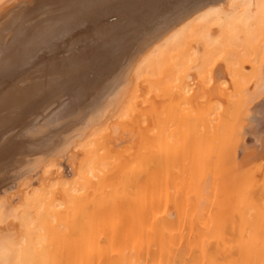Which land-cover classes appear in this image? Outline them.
I'll use <instances>...</instances> for the list:
<instances>
[{
	"label": "bare ground",
	"instance_id": "6f19581e",
	"mask_svg": "<svg viewBox=\"0 0 264 264\" xmlns=\"http://www.w3.org/2000/svg\"><path fill=\"white\" fill-rule=\"evenodd\" d=\"M24 1L0 0V16ZM31 1L5 21L15 22V34L0 57V80L16 64L26 75L0 98V118L16 121L0 131L3 142L18 143L31 128L35 112L26 104L81 81L83 70L107 72L114 64L116 5L141 2L144 10L156 0ZM102 22L69 46L75 52L33 61L48 57L55 36L70 27ZM156 32L120 55L116 69L128 65V53L138 57L125 96L109 100L112 113L100 112L102 122L75 138L57 136L79 155L76 163L69 156L70 171L53 153L52 135L50 144L14 143L23 151L37 146L20 154L27 159L39 150L48 156L36 182L28 171L9 190L2 182L0 264H264V0H197ZM92 72L85 80L101 88ZM68 120L58 128L72 126Z\"/></svg>",
	"mask_w": 264,
	"mask_h": 264
},
{
	"label": "rangeland",
	"instance_id": "374dc122",
	"mask_svg": "<svg viewBox=\"0 0 264 264\" xmlns=\"http://www.w3.org/2000/svg\"><path fill=\"white\" fill-rule=\"evenodd\" d=\"M25 1L23 2L24 4L22 3L23 5L16 6L13 9L20 8V7H26L28 2H30L31 0H28L27 2H25ZM156 1L159 2V0H156ZM156 1H154L152 4L146 3L144 6V10H141V5H140L141 2L138 3L139 7H137V4L133 7L129 6V8L126 6L116 5L117 7L115 6L116 8L113 10L114 12H111L112 16L110 18V19H112L110 21L114 22V25L116 26V27H114L113 32H112V38L114 39V42L112 40L113 45H114V43H116L113 47V52L111 53V61H113L114 64L111 66L112 68L111 67L108 68L107 72L103 71V70L100 71L102 73L104 72L105 74H101L98 71L99 68L97 69V71L96 70H90V69L85 70L86 72L90 70V71H93L94 73H96L94 75L99 76L98 80H100V82L102 81L101 85H103V86L101 88L100 87L97 88V86H96L97 83H95L94 85L90 84L88 82L89 76L87 75L90 73V71H89V73L88 72L86 73L83 70V72L85 73V75H84L85 78H86V76H88V77L86 80H85V78H83L84 79L83 80L82 79L83 75H81V78H77V80L82 79L81 81H77L78 84H76L77 83L76 80L74 81V82H76V83H74L75 87L77 85L78 88L73 87L74 84L71 85L70 83H68L69 85H67L65 89L63 88L64 90H62V88H52L48 91H45L43 93V96L39 100L36 99V100H34V102H31V104H29V105L26 104L27 110L29 112L30 111L35 112L34 117H33L34 119L32 120L33 122L31 124V128H30V126H28L26 129H24L25 132H23V131L21 132L18 140L14 139L13 141H15V140L18 141V143H20V146L22 145L24 148L27 145V143L25 145V142H28V145L30 144L29 147L31 148V146H32L31 143H34L35 141L40 144V143H42L41 140H43V142L45 140L46 142L49 141L48 143L50 144V142H51L50 137L52 135L51 138L54 139V143L51 142L53 144L52 146H54L52 148H54V151L56 149V151L53 153H56L57 157H58V155H61V157H62L61 161H63L65 163V166L70 171L71 170L70 167H71L72 163L69 161V156L71 155L72 160L74 161V163H76V162H79V155L77 154V152H73L70 154V150L72 149V146H67V144H68L67 141L66 142L64 141L65 143L63 142L62 145L59 144V142H57V140H58L57 136L64 135L62 137L69 140L68 136H71V137L74 136V138H75L77 135H79L83 132V130L89 125V123L95 122L96 125L100 124L102 121L99 119L101 117L105 118L106 115L101 116V117L97 116V115H99V114L103 115V113L105 111H108V109H111V110L108 112H105L104 114L110 113L112 111V107L109 108V106H112L110 104V101H111V103L113 101L116 102V99L120 95L123 94L125 96L126 92L128 91V89L131 86V83L133 81V78L129 75H130L131 69L133 67V64L135 63L138 56L135 57V55L133 53H128L132 56L134 55L133 56L134 58L132 56H130L127 66H124V67L120 66L123 69H121L120 67H118V69H116V67L118 66L117 61H119L120 55L125 54L126 50L128 48H131L132 46H136V48H138V47H141L139 45H142L144 42H145V44H147L146 42L150 41V38L153 37L155 35V33H157L156 31L161 30L163 26L168 24L174 18L180 17L181 15L184 16L189 10H191V8H193L196 5V2H197V0H170L171 6L167 5V6L161 7V4L158 5V3H155ZM178 6L180 8H178ZM145 8H148L149 10H147ZM13 9H11L7 14L5 13L4 16L2 14L0 16V57H1L2 52L5 49L4 47L8 43H10L11 40L14 38L15 22H13L10 25H5V21L9 20L12 17L11 15L13 14L12 13ZM137 9H138V11H137ZM1 11H3V9ZM146 14L150 15L149 21H144L146 18H143L144 20L141 19L142 16H145ZM175 14H177L176 17H175ZM127 16H128V18L129 17L131 18V20L134 24L130 21V23H132V25H129L130 23H129V21L127 22ZM135 19H136V22H135ZM140 19H141V22H140ZM119 20H123V22H125V24H123ZM116 22L118 25L115 24ZM103 23L104 22H102L100 24H90V25H88V24H84V25L83 24H77L76 28L70 27L66 31V33L63 34L62 36L61 35L55 36V37H57L56 38L57 40L55 41V39H54L52 41L51 49L49 50L50 55L48 57H44L45 53L40 54L37 56V59H35L33 61L35 63L37 61L38 64H41V63H43V60L46 58H51V60H52V59L59 57L60 53L61 54L63 52H70L71 53L75 49L71 48L69 46L71 44L73 46H75L77 38L82 37L81 34L90 33L91 31H93V29H95L97 27H101V24L103 25ZM2 25H3V27H2ZM145 44H143V45H145ZM81 46H79V47H81ZM15 67H17V68L14 69ZM14 68L12 70H10V72L6 73L9 75H6L5 77L1 78V80H0V98L3 95H5V93H9L13 88H15L17 86V84H19L22 81V79L24 78V76L26 75V71L23 68V66L16 64V65H14ZM21 68H23V69H21ZM71 83H73V82H71ZM67 87H68V90H67ZM69 88H71V90L73 88L72 91L74 93H71L72 91ZM72 94L75 96L73 99L74 101L71 100V98L73 96ZM77 97H78L79 103H78V101H76L77 99H75ZM84 98H85V100L87 98H89V101L88 102H86L85 100L82 101V99H84ZM263 99L260 100V102H259L260 104L258 103V108H259V111L264 112V110H263L264 109V100ZM261 101L263 104L261 103ZM83 102L84 103L86 102V105H88V106L84 105ZM82 104H83V106L81 107L80 105H82ZM113 105L115 106V108L117 107L116 106L117 104L116 105L113 104ZM261 106H263V107H261ZM84 108H87L89 110L85 111ZM106 108H108V109L106 110ZM115 108H113V110ZM72 109H74V110L77 109L75 111H77L78 113H81V116L77 112L76 113L73 112ZM103 110H105V111L103 112ZM68 112H70V113H68ZM100 112H103V113H100ZM263 112H262V114L259 112L260 113L259 115H260L261 124L263 123V128H264V113ZM73 113L78 114V116L74 115V117L76 116L79 118L76 119V117L74 118L73 115L71 116V114H73ZM67 115L69 117V120H70V118L73 121L75 120L74 124L72 121V126H70L68 128H60L59 129L57 126V123L58 124H60L59 122H61V124L66 123L67 122L66 120H68V118L65 119V117ZM80 117H81V119H80ZM60 118L61 119L64 118L65 121H63L64 119L60 120ZM69 120H68V122L70 123L71 121H69ZM10 122H7L4 119L0 118V131L1 130H5V131L11 130L13 125L16 123V121H14L13 123H10ZM117 129H118L117 125L115 127L112 126L113 140H115V136L119 135V133L117 132ZM52 132L55 133L54 136H53ZM125 132L127 133V131H125ZM48 134H49V136H47ZM127 136L130 137L129 134H127ZM71 137H70V139H71ZM2 138H4V137L1 135L0 136V151H1V148H2V150L4 148L5 153L10 150L14 154L13 153H12V155L11 154L10 155L9 154H1L2 151L0 152V163H1L0 169H1V167H2V170L4 169L3 170L4 173L2 172V170H0V174L3 175L2 178L0 175V178H1L0 179V187H3V186H1V185H3L2 182L5 181L3 189H6V190L11 189L10 186L12 184H15V185L18 184V182L20 180L19 179L20 177H18V175L23 174L24 171H28L27 173H31L33 175V182H36V180L38 179V176H39L38 174H39L41 161L45 160V159H43L45 157V155L48 156L47 154H44L46 152L39 150L40 152H38V151H37L38 153L33 152L34 155L31 156L30 154L33 151V149L39 145V144H36V142H35V144L37 146L34 147V145H33V149H30L29 147L26 148V149H29V151H30L29 155L31 157V158L29 157L27 159L26 156H21V155L25 154L26 149H25V151H23V149L21 150L22 147L21 148L15 147L14 143L16 144L17 142H14V143L11 142L12 139H10L9 141L7 140V142H3V141H1ZM130 139L133 141H136L135 138L130 137ZM118 142H119V140H118ZM12 143H13V145H12ZM59 145H61V146H59ZM1 146H3V147H1ZM16 146H19V144ZM60 147L62 148V151H64V152L59 151L61 149ZM64 147H65V150H63ZM52 148L50 147L49 150H51ZM22 151H23V153H22ZM3 152H4V150H3ZM27 152H28V150L26 151V153ZM18 155H20V158L18 157ZM13 156L18 157L19 159L18 158L17 159L22 160V162L21 161L18 162L17 159L14 160L15 158L13 159L12 158ZM21 157H22V159H21ZM24 157H25L26 161L24 160ZM5 159H6V161H4ZM11 159L14 161H11ZM11 162H13V164ZM15 162H16V164H15L16 166L14 165ZM4 165L5 166L7 165V166L5 167ZM3 166H4V168H3ZM2 179H5V180H2Z\"/></svg>",
	"mask_w": 264,
	"mask_h": 264
}]
</instances>
